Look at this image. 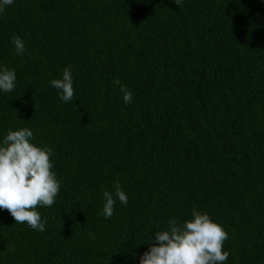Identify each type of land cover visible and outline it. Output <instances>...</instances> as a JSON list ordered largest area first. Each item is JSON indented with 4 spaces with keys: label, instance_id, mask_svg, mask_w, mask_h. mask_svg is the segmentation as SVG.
I'll list each match as a JSON object with an SVG mask.
<instances>
[{
    "label": "trees",
    "instance_id": "obj_1",
    "mask_svg": "<svg viewBox=\"0 0 264 264\" xmlns=\"http://www.w3.org/2000/svg\"><path fill=\"white\" fill-rule=\"evenodd\" d=\"M0 66V146L29 128L60 183L43 232L0 209V264H140L193 209L228 233L224 264H264V0H14ZM66 67L72 102L50 83Z\"/></svg>",
    "mask_w": 264,
    "mask_h": 264
},
{
    "label": "clouds",
    "instance_id": "obj_2",
    "mask_svg": "<svg viewBox=\"0 0 264 264\" xmlns=\"http://www.w3.org/2000/svg\"><path fill=\"white\" fill-rule=\"evenodd\" d=\"M182 2L173 0L177 6ZM13 3L14 0H0V13ZM12 43L17 55L25 53L21 37L13 36ZM50 83L58 90L61 101H73L75 93L70 68H64L62 77ZM113 84L119 87L124 103L130 104L133 95L128 87L119 79H114ZM15 86V70L0 66V90L11 92ZM33 139L29 128L10 130L0 146V209L7 210L16 223L43 232L46 221H42L36 209L53 205L60 183L51 171L52 149L36 146L31 142ZM102 195L104 203L100 214L105 218L113 216L117 199L124 206L128 204L119 181L115 182L112 192L103 190ZM227 239L228 233L219 223L206 212L193 209L190 219L179 222L173 217L168 221L167 230L155 232V242L140 255V264H224L229 257L223 250Z\"/></svg>",
    "mask_w": 264,
    "mask_h": 264
}]
</instances>
